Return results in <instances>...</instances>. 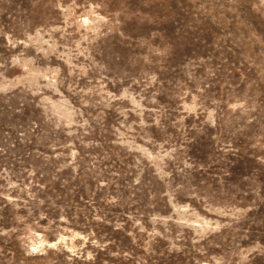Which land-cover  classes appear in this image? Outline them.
Returning a JSON list of instances; mask_svg holds the SVG:
<instances>
[{
	"label": "rangeland",
	"instance_id": "1",
	"mask_svg": "<svg viewBox=\"0 0 264 264\" xmlns=\"http://www.w3.org/2000/svg\"><path fill=\"white\" fill-rule=\"evenodd\" d=\"M0 264H264V0H0Z\"/></svg>",
	"mask_w": 264,
	"mask_h": 264
}]
</instances>
